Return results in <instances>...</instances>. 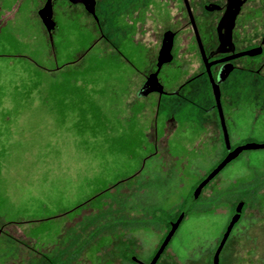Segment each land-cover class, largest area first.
Returning a JSON list of instances; mask_svg holds the SVG:
<instances>
[{
  "label": "flooded vegetation",
  "instance_id": "af4514ba",
  "mask_svg": "<svg viewBox=\"0 0 264 264\" xmlns=\"http://www.w3.org/2000/svg\"><path fill=\"white\" fill-rule=\"evenodd\" d=\"M8 1L19 0H0V12L2 3ZM32 2L45 38L51 45L57 28L56 16L74 14L87 20L85 29L92 28L94 40L89 44V50L81 52L79 48L75 53V64L82 62L96 45L101 44L112 53L116 63L134 68L131 48L138 46L144 52L141 56L144 63L154 65V68L144 74L138 73L142 82L136 96L146 82H153L147 88H154V92L148 96L156 94L157 99L155 122L147 132L152 152L146 160L136 172L95 192L77 207L76 211L84 209L81 214L85 218L76 217L74 221L60 224L56 235L58 245L54 242L45 250L42 245L39 249L33 247L26 264H75L87 252L95 255L98 264H103L104 257L114 258L107 264H199L207 259L208 264H214V260L216 264H224V259L236 250L235 246L244 241L255 243L258 252L261 237L257 229L264 230V171L257 178L251 176L252 181L240 190L222 191L218 178L241 155L264 151V148L242 150L208 180L186 212L184 209L199 185L230 153L247 145H264L247 142L232 146L227 126L233 123L232 114H226L229 109L235 111L240 102H245L256 116L264 112V0H238L237 13L230 20L223 18L234 10L231 0ZM257 19H261L259 24L252 25ZM246 52L255 54L236 57ZM158 61H161L160 66H157ZM167 65L188 75L172 91L164 89L159 77L161 69ZM213 86L218 89L219 107ZM199 99L203 105L198 103ZM204 100L208 101L207 105ZM159 115L164 119L160 137ZM184 123L191 125L194 131L189 152L200 155L206 151L219 159L207 172L198 171L187 193L181 195L178 181L188 155L173 154L169 141L179 143L178 138H172L173 132L179 133V126ZM194 172L191 169V173ZM258 196L262 199L258 200ZM96 199L100 204L93 208L91 204ZM208 212L226 215L224 229L213 242L211 251L204 246L205 234L197 233L193 227L183 230L190 220ZM178 220L170 239L155 259ZM174 240L177 241L175 250L171 247ZM144 241H152L153 252L142 262L139 257L145 251ZM256 264H264V258H258Z\"/></svg>",
  "mask_w": 264,
  "mask_h": 264
},
{
  "label": "rangeland",
  "instance_id": "374dc122",
  "mask_svg": "<svg viewBox=\"0 0 264 264\" xmlns=\"http://www.w3.org/2000/svg\"><path fill=\"white\" fill-rule=\"evenodd\" d=\"M35 8L32 0L8 1L0 12V264H26L33 247L51 248L59 241L60 224L85 218L84 209L76 211L77 207L136 172L152 152L147 132L155 122L157 96H136L142 82L138 73L154 68L144 63L143 50L131 48L134 68L116 63L101 44L75 64V53L89 50L94 40L92 28L85 29L87 20L74 14L56 16L51 45ZM187 76L167 65L159 77L164 89L172 91ZM198 103L204 104L200 99ZM244 103L235 111L226 109L233 120L227 125L230 143L264 144V112L256 116ZM163 120L157 116L158 137ZM179 127L172 137L179 143L170 140L169 147L173 154L188 155L178 181L179 194L185 195L193 176L207 172L219 156L190 153L193 128L188 123ZM263 171L264 151L245 153L219 175L220 187L243 189L251 176L257 178ZM99 201L91 207L97 208ZM225 223L226 215L208 212L183 230L193 227L205 234L204 246L211 251ZM257 232L258 252L253 242L234 243L236 250H230L233 254L224 264H256L264 258V230ZM144 242L142 262L153 252L152 241ZM176 245L174 240L171 247L175 250ZM90 253L75 264H98ZM109 260L114 258L104 257L103 264ZM199 264H208V259Z\"/></svg>",
  "mask_w": 264,
  "mask_h": 264
},
{
  "label": "water",
  "instance_id": "95a60500",
  "mask_svg": "<svg viewBox=\"0 0 264 264\" xmlns=\"http://www.w3.org/2000/svg\"><path fill=\"white\" fill-rule=\"evenodd\" d=\"M238 0H231V5L233 6V11L231 12V15L230 16H226L225 18H223V20H230V19H233L235 14L237 13V10H238ZM222 20V21H223ZM255 53H252V52H246V53H241V54H238L236 55V57H240V56H243V55H249V56H253ZM161 64V61H158V65L157 66H160ZM153 82H146L141 91L138 93V97L139 98H144L146 96H148V94L154 92V88H151V89H148L147 87L152 84ZM155 90H159V89H155ZM213 90H214V96H215V100H216V103H217V106L219 107V93H218V89H217V86H213ZM223 131H224V138H225V142L227 143V135H226V132H225V128H224V125H223ZM264 148V145H258V146H255V145H247L245 147H242V148H238L236 150H234L232 153H230L222 162L221 164L217 167V169L203 182L199 185V187L196 189V191L194 192V194L192 195L191 199L189 200V202L187 203L185 209H184V212H186V210L188 209L189 205L191 204L192 201H194L197 196L199 195V192L201 190V188L208 182V180H210L221 168H223L227 163H229L231 160H233L242 150H250V149H262ZM181 219V217H180ZM179 219V220H180ZM179 220L176 222V224H174L172 226V229L169 233V235L167 236L166 240L163 242L162 246H161V249L159 251V253L155 256V259L157 258V256L160 254L162 248L166 245V243L168 242V240L170 239L172 233L174 232ZM234 220L232 221L231 225L233 224ZM229 230V229H228ZM154 259V260H155ZM214 264H216V261L214 260Z\"/></svg>",
  "mask_w": 264,
  "mask_h": 264
}]
</instances>
